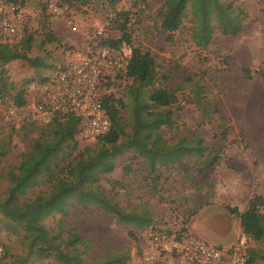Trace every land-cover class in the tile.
Listing matches in <instances>:
<instances>
[{"label":"rangeland","instance_id":"374dc122","mask_svg":"<svg viewBox=\"0 0 264 264\" xmlns=\"http://www.w3.org/2000/svg\"><path fill=\"white\" fill-rule=\"evenodd\" d=\"M237 2L246 12L243 29L234 36L215 32L209 46L202 49L190 39L188 19L171 39L166 37L160 27L163 0H17L24 10L17 18L20 30L23 35L33 34L28 54L45 65L32 66L18 59L5 66L10 88L0 99V194L8 185V168L17 166L31 151L33 137H46L48 132V125L38 123L28 106L10 116L12 96L24 89L28 101L34 82L55 72L73 51L92 45L94 28L108 29L115 40L121 35L118 24L127 17L131 45L148 50L155 60L157 79L145 88L169 87L177 94V102L169 107L176 123L167 134L199 136L217 159L206 169L193 156L182 164L160 168L157 177L142 157L132 151L122 153L113 171L103 174L97 184L122 206L146 203L151 208L154 224L133 229V235L95 205L84 208L74 204L62 220L55 213L45 223L54 228L62 223L85 236L91 243L87 251L91 258L128 248L131 259L126 264H167L169 260L190 264L178 246L187 233L223 245L242 239L247 252L253 249L264 254V238L254 240L244 235L238 216L228 209L242 211L255 200L264 211V0ZM120 12H127V16H119ZM69 18L77 30L71 29ZM48 30L51 40L46 36ZM5 38L0 32V42ZM193 82L203 86L212 111L210 119H201L196 103L188 100L193 95L189 91ZM132 83L125 78L113 85L114 96L125 98ZM120 114L127 119L128 109H121ZM78 140L80 149L96 143V139ZM67 154L65 149L61 157L65 159ZM5 221L0 214V243L6 252L1 264H56L51 258L37 256L22 261L26 248L21 233L16 234ZM155 232L167 233L170 240L155 243ZM149 254L152 262L145 260ZM255 264H264V259L258 257Z\"/></svg>","mask_w":264,"mask_h":264},{"label":"trees","instance_id":"16d2710c","mask_svg":"<svg viewBox=\"0 0 264 264\" xmlns=\"http://www.w3.org/2000/svg\"><path fill=\"white\" fill-rule=\"evenodd\" d=\"M8 1L17 3V0ZM118 15L127 16V12ZM245 17V9L237 0H163L160 27L171 39L172 33L183 27L188 19L190 39L203 49L209 46L215 32L237 35L243 29ZM127 22L128 18L124 17L118 24L121 35L110 42L113 46L123 42L130 45L131 55L124 75L133 83L127 88L125 98L113 94L104 97L111 119L110 130L99 136L95 144L80 149L78 117L72 114L56 119L47 124L46 137H33L31 151L5 173L8 185L0 194V214L8 228L16 234L21 233L26 248L22 261L37 256L51 258L56 264H126L131 259L128 248L98 259L91 258L87 255L91 243L85 236L62 223L56 228L45 223L46 218L55 213H59L62 220L77 204L84 208L95 205L106 211L116 222L125 225L130 235H133V229L152 226L155 216L146 203L122 206L97 184L103 174L113 171L122 153L132 151L142 157L149 172L157 177L160 168L182 164L193 156L206 169L215 164L217 158L210 154L203 138L179 132L167 134L176 123L169 107L177 102V94L169 87L145 88L157 79L155 60L148 50L131 45ZM46 25L45 20L43 27ZM46 36L48 40L52 39L49 30ZM32 37L33 34L27 32L16 45L5 40L0 42L1 100L9 94L10 88L5 69L7 63L22 59L32 66L45 65L28 54ZM244 71L250 76L247 68ZM189 91L193 95L188 100L196 103L201 119H210L212 111L203 95V86L193 82ZM12 98V105L17 107L27 102L24 89ZM123 108L128 109L127 119L120 114ZM65 149H68V157L63 159L61 152ZM228 209L238 216L244 235L254 240L264 238V211L255 200L242 211L237 207ZM248 251V264H255L258 257L264 259V254L253 249Z\"/></svg>","mask_w":264,"mask_h":264},{"label":"built area","instance_id":"2783aa9c","mask_svg":"<svg viewBox=\"0 0 264 264\" xmlns=\"http://www.w3.org/2000/svg\"><path fill=\"white\" fill-rule=\"evenodd\" d=\"M23 11L18 3L0 0V32L5 34V42L10 45L22 39L17 18L23 16ZM67 21L72 30L78 29L71 18ZM90 39L91 46L73 51L55 72L34 82L28 101L21 107L12 105L9 115L16 116L28 106L34 119L47 125L73 114L79 119L78 137L97 139L106 134L111 128V119L104 97L113 94L112 86L125 79L131 47L124 42L113 46L108 29L104 27L94 28ZM152 240L168 242L170 236L155 232ZM178 246L190 264H248V252L242 239L223 245L187 233ZM4 254L5 247L0 243V264ZM145 260L152 262L153 255H146Z\"/></svg>","mask_w":264,"mask_h":264},{"label":"crops","instance_id":"0c3cea01","mask_svg":"<svg viewBox=\"0 0 264 264\" xmlns=\"http://www.w3.org/2000/svg\"><path fill=\"white\" fill-rule=\"evenodd\" d=\"M111 172H112V171H111ZM152 175H153V174H152ZM226 245H228V244H226ZM167 262H171V264H173L171 260H169V261H167Z\"/></svg>","mask_w":264,"mask_h":264}]
</instances>
